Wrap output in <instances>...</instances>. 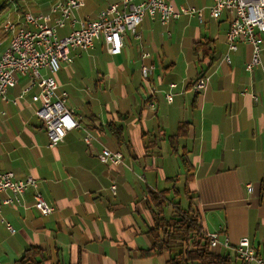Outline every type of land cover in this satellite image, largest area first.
Wrapping results in <instances>:
<instances>
[{"label": "crops", "instance_id": "1", "mask_svg": "<svg viewBox=\"0 0 264 264\" xmlns=\"http://www.w3.org/2000/svg\"><path fill=\"white\" fill-rule=\"evenodd\" d=\"M64 1L16 0L20 10L15 4L6 7L1 21L9 18L29 27L24 13L46 14ZM171 2L200 14H181L167 24L145 16L136 37L123 35L120 53H108L100 38L88 50L71 51V62L57 72L59 85L70 88L67 107L97 137L92 146L83 143L80 128L49 146L33 114L36 104L29 103L36 87L24 91L26 76L18 75L5 99L0 97V171L38 182L25 191V208L1 205L0 264H16L31 246L43 252V264H166L167 251L142 255L152 246L149 192L161 190L181 206L195 207L205 233H218L220 242L227 237L231 245L246 237L264 258V51L260 63L247 71L251 47L239 40L226 63V15L210 16L212 0ZM74 11L72 19L87 20L77 19ZM65 24L59 35L70 31V23ZM0 32L5 36L1 54L10 39ZM142 65L152 67L158 88L152 107L141 85ZM80 66L95 74L92 87H83L82 78L73 81ZM201 75H209L208 85L195 92L191 85ZM170 83L176 87L170 89ZM107 87L109 101H101L98 92ZM169 91L171 101L164 97ZM101 146L119 150L122 162H100ZM247 184L253 186L251 193ZM35 191L53 207L50 214L31 206ZM9 195L2 193L0 199ZM182 195L184 203L177 199ZM165 211L169 214L171 207ZM214 250L234 256L221 245Z\"/></svg>", "mask_w": 264, "mask_h": 264}, {"label": "built area", "instance_id": "2", "mask_svg": "<svg viewBox=\"0 0 264 264\" xmlns=\"http://www.w3.org/2000/svg\"><path fill=\"white\" fill-rule=\"evenodd\" d=\"M84 5L83 0H65L54 4L46 14L23 15V23L9 18L0 23L2 32L9 36L7 46L0 54V97L5 99L8 89L18 82V75L26 76L28 87L35 86L36 90L30 95L31 104H36L33 110L35 117L42 123L46 132L49 146L61 143L65 135L80 128L83 131V143L92 146L97 141L96 135L81 126L80 121L67 107V92L60 90L56 74L61 64L72 60L71 51L88 50L94 42L102 38L105 49L110 54H118L122 47L123 35L137 36V27L145 16L158 18L162 24H167L181 14H200L199 10L180 6L176 9L171 0H141L134 3L132 0H120L103 7L94 19L76 21L72 19L73 11ZM210 16L218 19L225 14L228 19V28L225 30V44L227 52L223 60L230 63L229 53L237 49L239 40H243L251 47L250 60L245 64V70L250 71L260 63L261 52L264 51V0H212L209 8ZM71 25L70 31L59 35L58 31ZM148 54L145 53L144 56ZM141 85L145 90V99L152 107L151 98L158 92L152 81V67L141 66ZM209 82V75H201L191 85L195 92L203 91ZM170 89L176 87L170 83ZM167 101L173 98L172 92H165ZM122 153L119 150H110L101 146L97 158L102 163L117 165L122 162ZM37 180L33 177L18 179L11 171H0V194L8 192L10 195L0 199L1 205L9 204L26 207L23 195L28 188H36ZM110 190L114 192L115 186ZM247 192L253 191L251 184L246 185ZM31 206L40 214L48 215L53 207L42 195L35 191L32 195ZM10 233L14 232L9 223H5ZM209 245L214 248L219 245L231 249L244 264H264V258L258 256L250 241L241 237L231 245L225 237L221 242L218 233H206Z\"/></svg>", "mask_w": 264, "mask_h": 264}, {"label": "trees", "instance_id": "3", "mask_svg": "<svg viewBox=\"0 0 264 264\" xmlns=\"http://www.w3.org/2000/svg\"><path fill=\"white\" fill-rule=\"evenodd\" d=\"M9 0H0V12L7 6ZM112 131L119 138L117 129ZM187 167V160L183 157ZM188 171V167H187ZM151 213L154 226L148 229L152 246L142 255L169 253L166 264H244L236 255L230 256L226 252H217L209 244V238L203 231L201 218L193 206L183 207L167 192L161 190L149 192ZM167 206L171 212L166 213ZM46 257L34 246L27 248L16 261V264H43Z\"/></svg>", "mask_w": 264, "mask_h": 264}, {"label": "rangeland", "instance_id": "4", "mask_svg": "<svg viewBox=\"0 0 264 264\" xmlns=\"http://www.w3.org/2000/svg\"><path fill=\"white\" fill-rule=\"evenodd\" d=\"M25 1L28 4V0H25ZM32 1H43V0H29L30 3ZM111 1H120V0H84V6L83 7H80L79 10L74 11V16L77 19H79V18L80 19H92V18L95 17V13H96V11L98 9H100L105 4H107V3L111 2ZM13 4H15V8H17V10H20V8L18 9V5L16 4V0H9V2H8V4L6 6L9 7V8H11L10 5L14 6ZM195 9H197V8H195ZM6 15H8V14H6ZM2 18H4V17H3V14L0 12V21L2 20ZM126 33H128V32H126ZM175 37H176L175 36V32H173L171 38L173 39ZM4 38H5V36L0 32V40L1 39H4ZM95 62L96 61L94 60L93 63H95ZM64 64L68 65V63H64ZM61 65H63V64H61ZM80 67L81 68L78 69V74H76V75L72 74L73 81L74 82H77L78 81V83H79V79L82 78L83 80H82L81 83L84 85L83 87L90 86V85L92 87V80H93L95 74H91L90 75V73L88 72V69L87 68H85L83 66H80ZM63 86L60 85V88L59 89L60 90H65L66 92L67 91L69 92V89H70L69 86H64V87ZM78 86H81V85H78L77 84V87ZM104 86H105V84H102V87H104ZM106 89H108V87L107 88H102L101 93L98 92V95L100 96V100L101 101H105V102L106 101H109L108 100V95L106 94ZM68 92H67V94H68ZM82 95H83L82 93L78 94V96L80 97V99H81ZM82 133H83V131H82ZM175 158H176L177 161H179L177 157H175ZM177 185H178L177 186L178 188L181 187V182L180 183L178 182ZM177 199H181V203H184V197H183V195L180 198H177ZM232 253H234V252L232 251Z\"/></svg>", "mask_w": 264, "mask_h": 264}]
</instances>
